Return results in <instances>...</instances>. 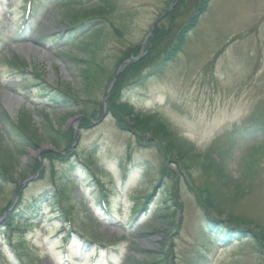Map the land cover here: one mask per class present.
Listing matches in <instances>:
<instances>
[{
  "label": "rangeland",
  "instance_id": "rangeland-1",
  "mask_svg": "<svg viewBox=\"0 0 264 264\" xmlns=\"http://www.w3.org/2000/svg\"><path fill=\"white\" fill-rule=\"evenodd\" d=\"M175 1L111 0V11L96 23L100 30L91 51L96 69L87 83L69 56L91 57L90 51H80L83 42L92 40L91 27L68 31L60 14L70 6L33 0L28 12V0H0L4 146L10 148L12 141L10 135H2L5 114L15 119L27 112L42 131L48 119L55 128H73L79 136L61 158L41 156L46 150L40 147L51 144L47 135L39 149L19 155V163L10 170L16 182L0 186V264H264V238L256 240L250 234L210 249L202 247L206 241L201 234L204 205L199 193L208 187L221 201L218 213L208 208L213 218L225 220L232 212L264 226V132L238 131L264 124V0H211L175 59L161 73L123 90V100L137 112L158 114L177 136L194 146L198 157L188 165L177 164L154 136L129 129V124L120 126L123 122L111 112L100 116L115 63L123 52L139 45L129 59L144 54L153 37V33L147 37L149 28L159 16L161 43L171 44L203 0H181L165 15ZM22 32L24 39L19 37ZM28 45L37 50L25 51ZM13 54L26 61L27 73L9 64ZM56 88L70 89L80 100H88L85 116L61 103ZM2 91L15 98L12 110L2 103ZM20 98L22 103L17 102ZM68 112L74 115L65 119ZM84 117L89 125L79 130L87 125ZM65 146L64 139L61 148ZM255 156L257 166H251L250 176L247 162ZM37 159L40 167L21 180L20 170ZM213 162L225 164L232 179L240 181H231V187L220 192ZM95 175L103 184L107 205L99 200L102 189ZM154 188L148 209L136 214ZM55 189L62 195L57 196ZM172 189L183 205L180 212L171 201ZM37 197L41 202L35 211L19 214L21 223L7 226L10 213ZM171 211L175 216L166 218ZM180 214L178 227L179 221L172 222ZM68 233L71 236L64 237ZM200 252L207 259L197 255Z\"/></svg>",
  "mask_w": 264,
  "mask_h": 264
},
{
  "label": "trees",
  "instance_id": "trees-1",
  "mask_svg": "<svg viewBox=\"0 0 264 264\" xmlns=\"http://www.w3.org/2000/svg\"><path fill=\"white\" fill-rule=\"evenodd\" d=\"M56 1L58 4L70 6L69 9L62 11V14H60V20L66 22L69 28H79L82 32H84L89 27H91L90 36L92 35V40L89 42H83L80 50L82 53H87L90 51L89 55H91V57L89 56L85 58L83 57L84 54L81 56H69L70 61L80 69L82 76L85 77L87 83H90L91 77L89 74L96 69V67L92 65L94 54L91 53V51H93L95 48V45L93 44L95 37L98 35L100 30V28L96 26V23L98 19L105 17V15L111 11V0H96V4L89 6L81 4L82 0ZM209 1L210 0H203L201 2L196 10L197 14L195 13L190 18L188 23L181 27L176 38L171 44L168 43L169 45L161 43V32L157 26H155L153 37L147 47V53L140 60L131 62L125 66L121 72H119L111 94H109L107 97L108 105L106 112H111L115 118H117L119 121H122L123 124H120V126L124 127V124H129V129L137 128L143 133H147V135L154 136L159 140L160 144L168 151V153L175 157V162L184 166L188 165L187 161L195 160L198 157L196 153H193L194 146L186 142V140L183 138L177 136L168 126V124L162 120L160 116H158V114L137 112L132 104L123 100V90L127 86L141 84L148 75L161 73L166 64L175 59L177 54L182 49V45L184 44L187 33L197 25L199 17L205 12ZM133 48L135 51H137L139 49V45L128 47L123 52L122 56L116 61L115 67L125 59H129L130 54L133 52ZM10 63L20 70L27 68L26 61L18 55H13ZM147 69L149 71L145 73ZM58 96L60 97L58 100H60L61 103L68 107L78 109V113L81 116H85L84 104L88 100H80L78 95L67 88L59 91ZM53 101L55 102V100ZM97 104H99V102ZM72 115H74V113L68 112L65 115L66 118L64 116L62 117V120L64 118L67 119ZM46 121L48 122V126L44 129V131H42L40 128L35 126L30 113L24 112L15 119H11L8 115H5V126L2 129V135L4 137L5 134L10 135L12 141L10 144L11 147L9 148L4 146L3 139L0 137V186H4L9 181L16 182V179L12 177L10 170L12 167H14V165L19 163V155H23L29 149L37 150L43 140L46 139L45 135H47V139L58 151L46 150L41 154L43 158H51L53 156H57L56 158H61L63 157L62 155H66L67 152L71 150L72 144L78 141V135L74 132L73 128H55L48 119H46ZM83 121L87 125L78 128L79 130L86 129V126L89 125L88 118L84 117ZM246 131L250 132L252 135L261 131L264 132V124H259L257 127L252 129L244 128V132ZM67 136L68 140L66 139ZM64 139L66 140V146L62 149L61 146L64 143ZM137 142L138 144H141L139 137L137 138ZM62 151H64L63 154L61 153ZM40 165V160H35L34 164H29L22 168L18 174V177L21 180H24L28 176V173H33L37 168L40 167ZM213 165L215 168L212 170L217 177L214 183L220 185V192L228 190L231 187V181H240L232 179L233 175L227 171L225 164L220 165L213 163ZM251 166H257L256 156L247 162L246 172L248 174L250 173V176H252L253 172ZM41 171L44 172L43 169H41ZM162 172L164 174L167 173L165 170H162ZM42 175L43 174H40V176ZM56 191L60 192L59 190ZM20 192L21 186L16 187V193L20 194ZM199 193L200 199L204 205L203 208L201 206L200 207L203 210L204 217H206L208 226L218 229L222 237H224V241H229L231 236L242 237L247 234H250L256 240L264 238V226L259 225L244 216H239L238 214L230 212L227 214L226 220L212 218L208 208L210 207L213 212L218 213V210L221 208V201L218 199V197L215 198V196L209 191L208 187H204L199 191ZM177 195L178 193L172 189L170 195L171 201L176 209L180 212L183 208V205L179 201ZM152 196L153 195H149L147 197L146 204L152 199ZM38 203L39 199H32L29 205L24 206L22 211L25 213H30L34 210ZM171 212L172 213L167 214L165 217L173 218L175 216V212ZM179 219L180 218H177L172 223L176 224ZM20 220L21 219L17 218V214H10L6 218L7 226L10 225L9 227H13L14 224L20 223ZM180 224L181 220L178 222L177 226L179 227ZM255 228H257V231H254Z\"/></svg>",
  "mask_w": 264,
  "mask_h": 264
},
{
  "label": "bare ground",
  "instance_id": "bare-ground-1",
  "mask_svg": "<svg viewBox=\"0 0 264 264\" xmlns=\"http://www.w3.org/2000/svg\"><path fill=\"white\" fill-rule=\"evenodd\" d=\"M30 48H29V47ZM28 46H25L23 49L26 51V50H37L36 48H35V46L33 45H28ZM43 54H45V52H43ZM46 55L48 56V57H51V54L50 53H46ZM14 99L15 98H13L8 92H6V91H2L1 92V101H2V103L4 104V105H6L7 107H8V109L9 110H12L13 109V105H14ZM17 102L18 103H22L23 102V100L20 98V99H17Z\"/></svg>",
  "mask_w": 264,
  "mask_h": 264
},
{
  "label": "water",
  "instance_id": "water-1",
  "mask_svg": "<svg viewBox=\"0 0 264 264\" xmlns=\"http://www.w3.org/2000/svg\"><path fill=\"white\" fill-rule=\"evenodd\" d=\"M152 27H153V26H151V28H150V30H149V34L152 33ZM128 62H129V61H125L124 64H127ZM120 67H121V65H119V66L117 67V70H116V72H115V74H114V76H113L112 86H113V84H114V82H115L116 74H117V72L119 71ZM112 86H111V87H112ZM106 95H107V92H106ZM104 102L106 103V100H105V99H104ZM43 147H44V146H43Z\"/></svg>",
  "mask_w": 264,
  "mask_h": 264
}]
</instances>
